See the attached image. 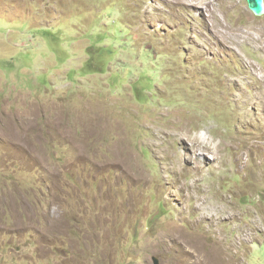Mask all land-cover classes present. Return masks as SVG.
Segmentation results:
<instances>
[{"label":"rangeland","instance_id":"374dc122","mask_svg":"<svg viewBox=\"0 0 264 264\" xmlns=\"http://www.w3.org/2000/svg\"><path fill=\"white\" fill-rule=\"evenodd\" d=\"M185 6L0 0V264H264V15Z\"/></svg>","mask_w":264,"mask_h":264},{"label":"bare ground","instance_id":"6f19581e","mask_svg":"<svg viewBox=\"0 0 264 264\" xmlns=\"http://www.w3.org/2000/svg\"><path fill=\"white\" fill-rule=\"evenodd\" d=\"M215 1H217V0H196V1H194V0H167V3H178V4H180V5H188V6H190V7H192V8H194V9H197L199 12H201V14L202 15H204V19H206L207 20V18H209V17H214L213 19H217V18H219L218 17V15H217V13H216V11L213 9L214 7H215ZM185 6V7H186ZM208 12H209V14H208ZM201 15V16H202ZM252 39H254V38H252ZM261 80L263 81V84H264V80H263V78H261ZM238 82V81H237ZM238 85H239V83H237ZM178 121V120H177ZM177 121L176 120H174L169 126L170 127H175L177 124ZM179 123V122H178ZM177 129H184V126H180L179 125V127H177ZM174 134H178V135H180V137H181V139L184 141V143H185V145H186V147L188 148L187 150H189L190 151V153H192L193 152V147H194V145L193 144H190L189 143V140H190V134L189 133H184V132H173ZM210 141V140H209ZM208 140H206V139H204L203 137L201 138V142L203 143V144H201V142L199 143H197L198 145H203V146H206V145H209L210 144V142H209ZM199 155L198 156H201L200 155V153H198ZM193 155V154H192ZM133 160V161H132ZM132 160H130L129 161V163L127 164V166H129V167H134V170L132 171L133 172V176H135V177H138V178H140V179H142L143 178V175H142V173H141V170L139 169V167L138 166H136V164H135V162H134V159H132ZM190 164H192V163H190ZM195 165V164H194ZM192 166H193V164H192ZM200 171V170H199ZM202 171V170H201ZM198 210V209H197ZM203 213V212H202ZM204 214V213H203ZM210 218H214L213 217V215H211V217ZM168 234L170 235V236H177V232H176V228H170L169 230H168ZM222 240V239H221ZM213 254V253H212ZM215 259V258H214ZM213 263V262H212ZM215 264V263H214Z\"/></svg>","mask_w":264,"mask_h":264},{"label":"water","instance_id":"95a60500","mask_svg":"<svg viewBox=\"0 0 264 264\" xmlns=\"http://www.w3.org/2000/svg\"><path fill=\"white\" fill-rule=\"evenodd\" d=\"M249 8L256 16L264 15V0H247ZM155 264H160L159 260L155 258Z\"/></svg>","mask_w":264,"mask_h":264},{"label":"clouds","instance_id":"9594fccd","mask_svg":"<svg viewBox=\"0 0 264 264\" xmlns=\"http://www.w3.org/2000/svg\"><path fill=\"white\" fill-rule=\"evenodd\" d=\"M155 258H157V257H154V262H155ZM158 259V258H157ZM159 260V259H158Z\"/></svg>","mask_w":264,"mask_h":264}]
</instances>
